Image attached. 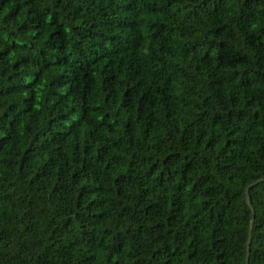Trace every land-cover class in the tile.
Listing matches in <instances>:
<instances>
[{"label": "trees", "instance_id": "obj_1", "mask_svg": "<svg viewBox=\"0 0 264 264\" xmlns=\"http://www.w3.org/2000/svg\"><path fill=\"white\" fill-rule=\"evenodd\" d=\"M263 177L264 0H0V264H264Z\"/></svg>", "mask_w": 264, "mask_h": 264}, {"label": "water", "instance_id": "obj_2", "mask_svg": "<svg viewBox=\"0 0 264 264\" xmlns=\"http://www.w3.org/2000/svg\"><path fill=\"white\" fill-rule=\"evenodd\" d=\"M261 180H264V177H263V178H260V179H256V180L250 182V183L244 188L245 200H246V203H247L249 206H250V203H249V198H248V194H247V189H248L249 186H252V185L258 183V182L261 181ZM251 223H252V217H251V219H250L249 228H250V226H251ZM249 240H250V232L248 231L247 240H246V249H245V261H244V264L247 263Z\"/></svg>", "mask_w": 264, "mask_h": 264}]
</instances>
